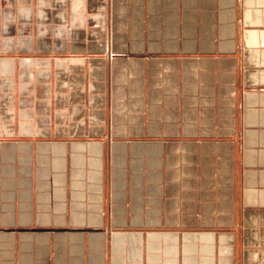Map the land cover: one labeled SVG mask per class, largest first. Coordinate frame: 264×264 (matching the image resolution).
Instances as JSON below:
<instances>
[{
    "label": "crops",
    "instance_id": "1",
    "mask_svg": "<svg viewBox=\"0 0 264 264\" xmlns=\"http://www.w3.org/2000/svg\"><path fill=\"white\" fill-rule=\"evenodd\" d=\"M0 264H264V0H0Z\"/></svg>",
    "mask_w": 264,
    "mask_h": 264
}]
</instances>
